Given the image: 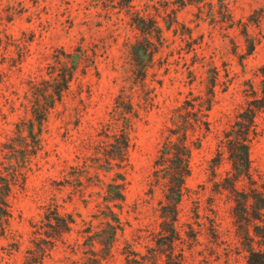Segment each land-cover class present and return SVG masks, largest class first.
I'll list each match as a JSON object with an SVG mask.
<instances>
[{"label":"rangeland","instance_id":"374dc122","mask_svg":"<svg viewBox=\"0 0 264 264\" xmlns=\"http://www.w3.org/2000/svg\"><path fill=\"white\" fill-rule=\"evenodd\" d=\"M134 5L141 10L149 5L167 38L153 60L142 58L144 81L136 61L142 35L134 24ZM173 9L180 24L166 29L164 19ZM62 51L77 64L75 79L49 115L44 147L31 155L24 188L14 191L11 227L0 234L2 263L23 264L35 247L33 232L55 202L76 224L43 264H93L95 255L102 264H134V248L142 254L157 250L169 234L157 232L167 199L155 185V160L172 110L192 91L206 96L216 72L212 131L192 152L177 253L183 249L186 264H245L246 221L238 201L252 183L264 198V110L250 149L251 182L231 185L235 171L219 149L237 114L263 101L264 0L182 6L180 0H0V175L23 164V141L32 139L28 131L27 138L19 136L16 125L32 116L31 80L48 78V65ZM112 122L117 129L130 124L129 161L122 166L118 160L107 163L105 156L114 141ZM88 167L100 177L89 179ZM119 174L126 176V199L110 201L109 185ZM107 206L125 227L111 250L106 240L113 234L104 232ZM250 231L254 234L253 226Z\"/></svg>","mask_w":264,"mask_h":264},{"label":"trees","instance_id":"16d2710c","mask_svg":"<svg viewBox=\"0 0 264 264\" xmlns=\"http://www.w3.org/2000/svg\"><path fill=\"white\" fill-rule=\"evenodd\" d=\"M130 1V0H129ZM203 0H180V6L187 3L202 2ZM177 9L168 13V19H164L166 29H171L180 24L177 16ZM157 14L152 13L149 5L144 9H138L134 5V24L141 32L142 38L137 40L135 45L136 61L140 67V78L145 80L147 65H143L144 60L149 55L153 60L159 53L167 38L165 29L160 24ZM177 29V28H175ZM185 33V32H184ZM70 60H65V59ZM71 61V62H70ZM77 65V64H76ZM76 65L71 54L62 51L54 62L48 65V78L41 80H31V89L34 99L30 101L29 111L31 117H24L17 123V133L23 138L31 137V144L25 139L23 164L16 165L5 175H0V234H6L10 230L14 216L13 202L14 191L17 187L24 188L27 181L26 168L31 161V155H36L44 147L43 132L48 122L49 115L55 106L63 100L65 92L75 79ZM194 79H192L193 81ZM217 83V73L211 77L210 84L207 85L206 96L202 94L194 95L191 98L172 110L170 121L171 126L167 127L158 156L155 160V185L162 188L167 199L166 209L162 215L158 234H169L164 242H160L159 248L154 252L142 254L134 248V264H161L163 256L166 255L164 264H186L185 252L179 250L178 242L182 241V230L179 227L180 205L185 196L187 179L192 174L191 158L194 148H199L206 135L212 131L210 113L215 99V86ZM264 110V97L262 104H249L237 114L235 122L226 129L224 138L221 140L220 153L232 163L235 171L232 180L233 187L237 183L252 181L250 149L253 140L257 137L258 123L257 116ZM112 137L110 148L106 149L105 156L107 163L118 160L119 165L129 161V150L131 147L130 124L125 123L117 129L112 122ZM28 131V136L24 133ZM198 131L194 139L193 136ZM16 150V147L12 148ZM106 161V160H105ZM85 169L87 177L98 178L99 173H91ZM115 182L109 185L110 201H125V189L127 186L125 174L117 175ZM250 193H243L238 201L242 207L241 217L245 222L246 240V263L245 264H264V223L258 224L256 221L264 222V198L258 188L252 183ZM255 198H258L255 201ZM119 205L120 204H115ZM106 217L108 229L106 234H113V238L107 239L106 245L110 250L116 241V234L119 231L124 234L125 227L121 217L111 206H107ZM34 233L33 243L35 247L27 251L23 264H43L45 258L51 256V252L59 240L64 239L65 234H71L74 230L76 220L73 214L64 212L60 209L58 202L53 203L45 214L42 221ZM254 227V234H251L250 227ZM244 226H242V229ZM218 232V226L217 230ZM96 232V234H102ZM42 234H48L44 240ZM3 256L0 255V264ZM93 264H102L101 258L95 255L92 259Z\"/></svg>","mask_w":264,"mask_h":264}]
</instances>
